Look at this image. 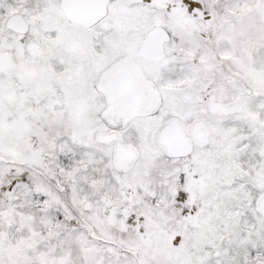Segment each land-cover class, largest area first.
Returning <instances> with one entry per match:
<instances>
[{
    "label": "snow or ice",
    "instance_id": "obj_1",
    "mask_svg": "<svg viewBox=\"0 0 264 264\" xmlns=\"http://www.w3.org/2000/svg\"><path fill=\"white\" fill-rule=\"evenodd\" d=\"M0 264H264V0H0Z\"/></svg>",
    "mask_w": 264,
    "mask_h": 264
}]
</instances>
